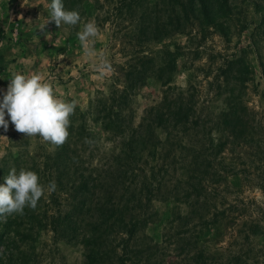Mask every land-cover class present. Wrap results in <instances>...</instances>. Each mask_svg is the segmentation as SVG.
<instances>
[{"label": "rangeland", "instance_id": "rangeland-1", "mask_svg": "<svg viewBox=\"0 0 264 264\" xmlns=\"http://www.w3.org/2000/svg\"><path fill=\"white\" fill-rule=\"evenodd\" d=\"M120 1L62 0L81 21L59 28L51 23L41 32L51 0H0V101L11 73L37 72L51 78L57 97L77 105L68 139L59 147L18 133L10 122L7 132L0 128V185L11 168L36 172L45 187L56 184L36 209L0 219V264H264V33L259 28L264 0H238L222 33L210 27L203 32L195 23L185 30L176 21L167 25L161 11L166 36L153 45L142 42L138 20L142 6L152 7L153 0H137L132 18L126 10L119 14ZM88 21L100 30L92 47L112 67L103 75L95 68L98 57H86L77 38ZM143 57L153 62L133 86L127 74L134 65L141 69ZM231 57L248 70L237 82L222 73ZM164 63L163 74L157 73ZM232 89L239 90L234 130L227 110ZM179 94L191 97L193 115L185 126L159 124L152 142L170 134L171 148L159 144L152 159L149 146L144 150L130 142L151 108ZM63 146L71 159L66 170L56 157ZM130 148L136 151L133 160ZM117 169L129 179L113 186L112 201L128 209H121L123 217L114 213L113 228L96 234L99 249L86 250L82 236L70 240L52 231V223L71 214L80 197L93 198L78 192L80 178L73 185L74 177L82 175L102 198L106 194L94 185L109 191L114 182L108 177L114 179ZM120 221L136 224L132 235ZM7 224L14 234L5 233Z\"/></svg>", "mask_w": 264, "mask_h": 264}, {"label": "trees", "instance_id": "trees-1", "mask_svg": "<svg viewBox=\"0 0 264 264\" xmlns=\"http://www.w3.org/2000/svg\"><path fill=\"white\" fill-rule=\"evenodd\" d=\"M146 0H144L145 2ZM168 3H165V0H153L155 3L152 7H149L151 4L148 2L146 4V7L142 6V13L139 17V22L141 24L139 35L142 37V42H144L146 45L153 44H159L160 42H163V37L166 35L163 34V24H160L159 14L161 11H164L167 14L168 24L171 25L172 22L176 21L179 26H182V29L185 30V25L190 26L189 23H195L197 24L198 28L201 31H205L207 27L214 28L216 31L222 33L228 30L229 27V21L231 19V12L234 11L237 7L238 0H167ZM247 0H242V2H246ZM174 4L179 6V11H175V8L173 7ZM241 4V2H240ZM138 1H128V0H121L118 3V7L116 8L119 14L123 13L124 10H126L125 13L128 14L130 18H132L135 7H137ZM167 6V7H165ZM256 6V5H255ZM170 8V9H169ZM161 9V10H160ZM226 27V28H225ZM259 28L263 30L264 33V14L262 15V19L259 23ZM181 29V30H182ZM227 29V30H226ZM257 29V28H255ZM252 37V36H250ZM2 37L0 36V39ZM164 43V42H163ZM158 53V52H157ZM236 57H231L226 61V67L224 69L223 76L227 75L231 78V80L239 81L237 79L238 77L242 76V73L247 74L248 70L247 67L243 66L240 60L236 59ZM139 65L141 69H137L136 65L130 67V71L128 72L127 76L129 79H131V85L136 86L139 81L145 76L146 72H148L150 69L147 67V69H143L146 64H152L153 58L152 57H143L141 59ZM165 64V63H164ZM163 67H157L155 70L159 74H163L164 67H166V64ZM227 79V77H226ZM230 82V81H229ZM228 79L226 80V84L229 85ZM239 90H231L230 96L227 99V110H229V115L232 116L231 124L234 126L231 128L234 130L236 127V124L238 122V117L236 118V100L238 95L235 93ZM191 97L187 94L183 96L182 94H179L177 98L173 102H170L169 104H166V101L168 100V96L163 97V100L161 103H159L157 106L151 108L148 113L145 116V124H142L141 127L142 130H138L135 133V138L131 140L130 144H136L138 143L141 148H144L146 150L148 146L149 154L152 159H154V149L158 147V145H170L171 148V135L167 134L165 137V140L163 142H160L162 140L158 139V142L155 143L152 142L153 139H155V132L157 130H160L159 124L163 125L168 122H172L174 126H185L190 121V118L193 115V101L190 99ZM233 111V112H230ZM226 115H222L224 117L225 121ZM193 121V120H192ZM230 121V120H229ZM156 124V125H153ZM145 129H144V126ZM172 126V128H174ZM150 128V130L148 129ZM66 147H61L59 149V152L56 154L57 158L61 159V163H59L61 166H63L64 170L67 169L68 166L71 164V159L68 157V155L64 154V150ZM129 152H132L131 159L133 160V154L135 149H129ZM142 151H138L135 156L138 157ZM134 156V157H135ZM127 159L130 158L129 156H125ZM198 160V159H197ZM127 172L124 170L117 169L116 172H114L115 178L112 179L111 177H108L107 182H114L109 183L112 185V187H109V191H102L104 188L101 185H94L93 189L96 190L99 194L105 193L106 196L102 198L96 195V193H92L91 190H89L88 186L89 183L86 180H82L83 176L74 177L72 179L73 185H76V181L78 178H80V181L77 186L78 192L85 194L86 196L93 197L90 201L87 199H82L80 197V202L74 206L73 211L71 214H68L67 216L60 220L56 219L52 225V231L56 232L59 230V232H63L64 235L67 234V238L70 240H73L79 236H82L81 245L85 247L86 250L93 251L94 249H99L101 246V243L99 241V237L96 236V234L99 232V230H103L102 232H106L107 229H111L115 226V224L111 221L114 217V213H117L118 216L123 217V212L127 211L128 206H118L117 203H114L112 201L113 198V186H124V183H127L128 177H126ZM131 181H134V178L130 177ZM111 180V181H110ZM129 182L128 186L124 187V190L130 191L129 186L133 183ZM122 186V187H123ZM144 186V185H143ZM161 186V183H158V190ZM143 189V188H142ZM157 190V191H158ZM141 191V189H140ZM134 193V190H133ZM131 194V198H135V194ZM98 196V197H95ZM97 200V201H96ZM138 201V200H137ZM128 204L130 202H135L128 200ZM133 206V205H132ZM123 209L124 211H122ZM130 210H133V208ZM88 217V218H87ZM122 223L121 221L119 222ZM4 227V231L6 234H14L13 231L10 229V224H7ZM136 228V224L132 221L129 222V224H123L121 226V229L124 231L125 234L132 235L133 231Z\"/></svg>", "mask_w": 264, "mask_h": 264}, {"label": "clouds", "instance_id": "clouds-1", "mask_svg": "<svg viewBox=\"0 0 264 264\" xmlns=\"http://www.w3.org/2000/svg\"><path fill=\"white\" fill-rule=\"evenodd\" d=\"M48 9L50 19L41 26V32H45L51 23L59 28L62 24L75 26L81 21L79 12L65 10L62 0H51ZM99 33L96 23L88 21L77 33V38L86 57H98L99 64L95 68L103 75L112 67L106 57L92 47ZM2 46L3 42H0ZM76 106L74 100L67 102L55 95L51 78L37 72L28 75L13 72L0 101V128L7 132L10 122L18 133L26 137L39 136L42 142L59 147L68 139L70 117ZM6 115L9 119L5 118ZM55 190L54 181L45 187L34 171L21 168L17 172L16 168H11L4 184L0 185V219L6 221L12 214L23 215L26 207L36 209L45 192Z\"/></svg>", "mask_w": 264, "mask_h": 264}]
</instances>
